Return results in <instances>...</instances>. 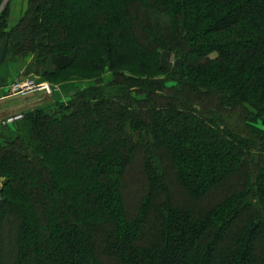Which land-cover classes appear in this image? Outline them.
Instances as JSON below:
<instances>
[{"label":"trees","instance_id":"trees-1","mask_svg":"<svg viewBox=\"0 0 264 264\" xmlns=\"http://www.w3.org/2000/svg\"><path fill=\"white\" fill-rule=\"evenodd\" d=\"M3 1L9 63L110 79L0 125V264H264V0Z\"/></svg>","mask_w":264,"mask_h":264},{"label":"rangeland","instance_id":"rangeland-1","mask_svg":"<svg viewBox=\"0 0 264 264\" xmlns=\"http://www.w3.org/2000/svg\"><path fill=\"white\" fill-rule=\"evenodd\" d=\"M10 1L11 14L10 24H15L23 15L27 2L26 0H4L2 7ZM164 61L169 67L175 64L176 57L171 53L164 54ZM9 79L0 81V125L12 124L13 121L21 118L23 112L37 107H44L57 99L67 100L78 88H85L95 83H103L110 79V74L105 75L100 80L71 78L56 84L47 79V77L36 74H27L21 65L7 63L5 65ZM1 78V77H0ZM11 78V79H10ZM33 81L35 85L31 89L15 91L14 84L28 83ZM101 81V82H100ZM42 83L49 84L51 91L40 89Z\"/></svg>","mask_w":264,"mask_h":264},{"label":"built area","instance_id":"built-area-1","mask_svg":"<svg viewBox=\"0 0 264 264\" xmlns=\"http://www.w3.org/2000/svg\"><path fill=\"white\" fill-rule=\"evenodd\" d=\"M34 85L35 83L33 81H29L28 83H24V84L16 83L14 84L13 89L15 91H23L26 89H31ZM39 87L40 89H46L48 91H51V86L49 84L42 83Z\"/></svg>","mask_w":264,"mask_h":264},{"label":"crops","instance_id":"crops-1","mask_svg":"<svg viewBox=\"0 0 264 264\" xmlns=\"http://www.w3.org/2000/svg\"><path fill=\"white\" fill-rule=\"evenodd\" d=\"M6 55H5V51H4V49L2 48L1 49V52H0V77H2L1 79L3 80H7V79H9V76H10V73L8 74L7 72H6V68H5V65L7 66V63H8V61H7V59H6V57H5ZM11 79V78H10Z\"/></svg>","mask_w":264,"mask_h":264},{"label":"water","instance_id":"water-1","mask_svg":"<svg viewBox=\"0 0 264 264\" xmlns=\"http://www.w3.org/2000/svg\"><path fill=\"white\" fill-rule=\"evenodd\" d=\"M181 58H179L177 61H176V64H181Z\"/></svg>","mask_w":264,"mask_h":264}]
</instances>
